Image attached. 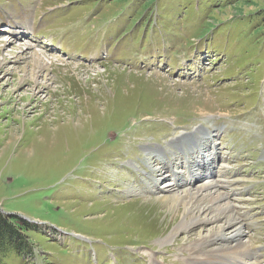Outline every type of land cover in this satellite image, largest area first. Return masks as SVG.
I'll list each match as a JSON object with an SVG mask.
<instances>
[{
    "label": "rangeland",
    "instance_id": "rangeland-1",
    "mask_svg": "<svg viewBox=\"0 0 264 264\" xmlns=\"http://www.w3.org/2000/svg\"><path fill=\"white\" fill-rule=\"evenodd\" d=\"M7 24L0 212L29 223L33 254L2 264H195L221 221L162 242L181 208L161 198L206 181L242 219L236 264H264V0H0ZM33 50L52 63L17 82ZM205 156L214 177L192 173Z\"/></svg>",
    "mask_w": 264,
    "mask_h": 264
},
{
    "label": "bare ground",
    "instance_id": "bare-ground-1",
    "mask_svg": "<svg viewBox=\"0 0 264 264\" xmlns=\"http://www.w3.org/2000/svg\"><path fill=\"white\" fill-rule=\"evenodd\" d=\"M16 26H21V25L18 23ZM1 27H3L4 29L0 30V32H6L7 27L14 28L15 26L7 24L6 26H0V28ZM20 28L21 29L23 28L22 31L23 33L19 32L21 29L14 31V33L16 34L15 38L16 39L19 38L20 36L19 34H22V37L20 38H22V41H26L24 39H27V37L29 39V36L32 34V31L30 27L26 29V26L25 27L21 26ZM25 31L26 34L24 33ZM17 49L18 50H16L15 54L14 52L13 53L11 52L9 54L20 56L23 50L24 51L27 50L28 47L26 46V48H22L21 46H19ZM0 58H1L0 63L6 60V57L1 56ZM49 60L50 59L48 58L45 59V57L42 55L41 52H38L37 50H33L32 53L30 54V60L28 59V61H26V65L21 68V72L23 74L16 76V81L17 82L24 81L27 75H28L27 77L29 78V74H32L33 72L32 70L36 68H38V71H40L41 73L47 67V65H50L52 63ZM29 66L31 69L30 73L28 69ZM112 68H114V70L115 69L119 70V68H115V67ZM35 72L37 71L35 70ZM18 94L19 97L26 95L25 93H21V94L18 93ZM55 123L56 121L54 120V122L51 123L50 125H54ZM192 140H195V138ZM160 151H161L160 148L155 149L156 153ZM183 153L185 152L183 151ZM210 171L211 170H209V173ZM168 185H170V182L165 184V186ZM219 188H220V184L215 183V181L212 182L206 181V182H202V184L199 183V185L196 184V186H194L191 189L187 188L181 191L173 190L172 191L173 193L161 198V200L166 205H168L169 211L178 208V206H180L181 208L179 211L180 213L178 215L179 216L178 221L173 226L172 230L166 234L162 242L166 243L174 240L179 230H187L188 228L192 227L194 224L199 225L200 223L203 222L219 221V220L221 221V223H216V225L211 228L212 230L210 231L209 234H205V235L198 234L199 238L197 239V242L194 244V246L189 247L188 249V251L191 254H193L192 259H188L187 261L191 262L192 260L195 264H236L241 260L240 257L243 255L242 253L244 254L249 253V248H248L249 243L242 242L238 237V235L241 234L239 227L242 225L241 222L242 219L239 220V218L236 216L233 205H231V203L227 200L225 193H223V191H220ZM213 230L214 232H212ZM226 237H231L230 242L228 241L226 243L223 242L224 244L218 245L217 247L210 249H208L209 247L207 248V246L212 241H214V239L218 238L224 240V238ZM217 248H222V249H220L217 253H213L210 251Z\"/></svg>",
    "mask_w": 264,
    "mask_h": 264
},
{
    "label": "trees",
    "instance_id": "trees-1",
    "mask_svg": "<svg viewBox=\"0 0 264 264\" xmlns=\"http://www.w3.org/2000/svg\"><path fill=\"white\" fill-rule=\"evenodd\" d=\"M248 3L250 2L239 4L236 11ZM29 230H31L29 223L21 217L0 212V264L9 254H14L20 260L27 259L33 254L32 244L26 235V231Z\"/></svg>",
    "mask_w": 264,
    "mask_h": 264
}]
</instances>
